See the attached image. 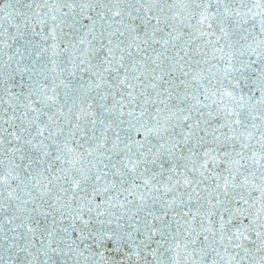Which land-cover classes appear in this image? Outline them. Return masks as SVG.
Here are the masks:
<instances>
[{"label": "snow or ice", "instance_id": "6c2138e0", "mask_svg": "<svg viewBox=\"0 0 264 264\" xmlns=\"http://www.w3.org/2000/svg\"><path fill=\"white\" fill-rule=\"evenodd\" d=\"M0 264H264V0H0Z\"/></svg>", "mask_w": 264, "mask_h": 264}]
</instances>
